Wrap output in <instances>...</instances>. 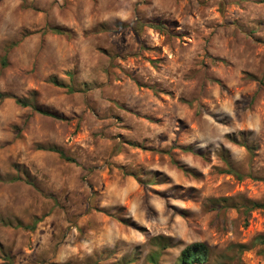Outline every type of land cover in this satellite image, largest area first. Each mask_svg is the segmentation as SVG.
Instances as JSON below:
<instances>
[{
    "label": "rangeland",
    "instance_id": "1",
    "mask_svg": "<svg viewBox=\"0 0 264 264\" xmlns=\"http://www.w3.org/2000/svg\"><path fill=\"white\" fill-rule=\"evenodd\" d=\"M0 93V264H151L158 237L227 264L264 234V0H0Z\"/></svg>",
    "mask_w": 264,
    "mask_h": 264
},
{
    "label": "trees",
    "instance_id": "2",
    "mask_svg": "<svg viewBox=\"0 0 264 264\" xmlns=\"http://www.w3.org/2000/svg\"><path fill=\"white\" fill-rule=\"evenodd\" d=\"M148 25L152 28L159 29V30L163 28V26H161L159 24L148 23ZM50 31L52 33H56V34H62L63 33V31L59 28H51ZM9 98H11L10 95L5 94V93H0V103L6 99H9ZM17 103L22 105V106H28L29 105L28 102H26L25 100H20V99L17 100ZM35 109L38 110V112L43 114V115L56 117V115L53 114L52 112L42 110L40 108H35ZM50 150L59 153L60 157L63 158L65 161L75 163L74 159L69 158L62 151H60L56 148H52ZM228 171L229 172H227V173H235L232 169H229ZM17 179L19 180L20 178H17ZM222 201H228V199L211 200V202L213 204H218ZM240 207H242L244 209L243 211L245 214H248L254 210H264V203L248 201V202H246V204H243ZM35 225H36V222L31 226V229H34ZM155 240L157 241L156 246L158 248V251L150 254L148 260L151 264H158L162 253L166 249L170 248V245L168 244V242H166V238L158 237ZM255 247H264V234L256 236L253 239L250 246L240 245L238 247L239 250L237 252L236 257L231 258L227 264H233L235 262H239V256L244 251L249 250V249H253ZM261 252H263V251H261ZM210 255H211V249L208 245H206L205 243H202V242H196V243L188 245L187 247H185L180 252V255L178 258V264H207L209 262ZM131 262H133V260Z\"/></svg>",
    "mask_w": 264,
    "mask_h": 264
}]
</instances>
